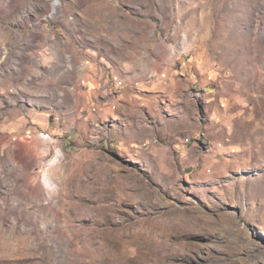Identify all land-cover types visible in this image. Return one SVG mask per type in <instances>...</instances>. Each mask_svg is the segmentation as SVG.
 I'll return each instance as SVG.
<instances>
[{
	"label": "rangeland",
	"instance_id": "1",
	"mask_svg": "<svg viewBox=\"0 0 264 264\" xmlns=\"http://www.w3.org/2000/svg\"><path fill=\"white\" fill-rule=\"evenodd\" d=\"M94 24L67 143L34 122ZM0 264H264V0H0Z\"/></svg>",
	"mask_w": 264,
	"mask_h": 264
},
{
	"label": "crops",
	"instance_id": "2",
	"mask_svg": "<svg viewBox=\"0 0 264 264\" xmlns=\"http://www.w3.org/2000/svg\"><path fill=\"white\" fill-rule=\"evenodd\" d=\"M77 6H82L81 3H77ZM102 6V4L100 5ZM84 14L87 13L84 9H81ZM81 18H85L83 14L78 13ZM105 13L103 11L96 14V21L103 19ZM96 24L89 31L92 35L91 43L87 44L80 50L75 52H68L65 54L68 60L63 69L59 72L54 71V77L50 78L53 83H62L67 85V93L71 95L74 100L75 106L70 108H64L62 111L56 110L55 112L43 110L36 117L34 123L37 127L43 131L61 136L64 139L66 137L67 143L69 141H79V131H84L90 121L86 120V116L96 115V95L109 94L112 87L111 82L116 75L115 69L111 66V60L109 56L99 54L96 45ZM64 36L65 30H59ZM69 35V34H68ZM51 71H48V73ZM142 76L147 75L141 71ZM147 77V76H146ZM127 81H131L127 76ZM134 82L141 83V80ZM76 99H83L85 102L77 101ZM77 101V102H76ZM63 115L59 121H53L50 115ZM37 129V128H36ZM64 136V137H63Z\"/></svg>",
	"mask_w": 264,
	"mask_h": 264
},
{
	"label": "built area",
	"instance_id": "3",
	"mask_svg": "<svg viewBox=\"0 0 264 264\" xmlns=\"http://www.w3.org/2000/svg\"><path fill=\"white\" fill-rule=\"evenodd\" d=\"M151 76H155V74H152ZM54 121H59V117H58V116H55V117H54ZM41 135L44 136V139L50 137L49 134H44V133H42Z\"/></svg>",
	"mask_w": 264,
	"mask_h": 264
}]
</instances>
